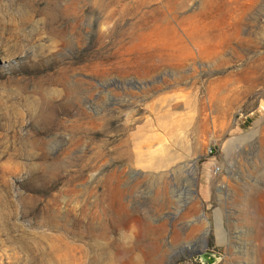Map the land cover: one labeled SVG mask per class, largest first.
<instances>
[{
  "label": "rangeland",
  "instance_id": "obj_1",
  "mask_svg": "<svg viewBox=\"0 0 264 264\" xmlns=\"http://www.w3.org/2000/svg\"><path fill=\"white\" fill-rule=\"evenodd\" d=\"M263 226L264 0H0V264H264Z\"/></svg>",
  "mask_w": 264,
  "mask_h": 264
},
{
  "label": "bare ground",
  "instance_id": "obj_2",
  "mask_svg": "<svg viewBox=\"0 0 264 264\" xmlns=\"http://www.w3.org/2000/svg\"><path fill=\"white\" fill-rule=\"evenodd\" d=\"M255 220H256V218H251V219H249V222L254 224L256 222ZM218 235L220 237H222L221 231H218ZM254 237H255V240L257 242L256 254L259 255L260 252H261L262 255L264 256V226L262 228L257 229V231L255 232ZM105 249H107V248H104V250ZM102 250H103V248H99V251L97 252V254L96 255L94 254V256L92 258L90 257L89 261L92 263L93 260H98L99 259L102 262V257H105L107 260H108V258L115 259V256L117 254H119L121 252H124L123 249L117 248V250L115 252H110V251L105 252L106 253V256H105L104 255L105 253ZM101 251H102V253H100ZM108 254H110L111 256H109ZM115 261H117V262L120 261L118 256L116 257ZM138 262L140 264H142L141 260H138Z\"/></svg>",
  "mask_w": 264,
  "mask_h": 264
}]
</instances>
